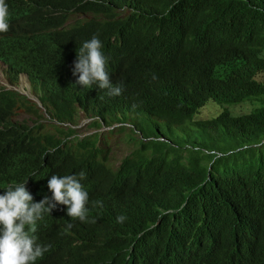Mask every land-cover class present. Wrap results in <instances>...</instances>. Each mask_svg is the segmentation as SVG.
<instances>
[{
  "label": "trees",
  "instance_id": "16d2710c",
  "mask_svg": "<svg viewBox=\"0 0 264 264\" xmlns=\"http://www.w3.org/2000/svg\"><path fill=\"white\" fill-rule=\"evenodd\" d=\"M6 3L0 72L17 86L29 74L42 106L0 89V195L27 180L40 202L52 175L84 171L96 221L57 204L26 226L51 245L30 264H264V0ZM94 35L119 96L71 78ZM209 101L223 111L195 121ZM255 101L250 113L229 110ZM21 108L40 121L17 119ZM42 111L53 131H41ZM80 113L97 130L131 126L138 148L112 168L100 131L77 135Z\"/></svg>",
  "mask_w": 264,
  "mask_h": 264
},
{
  "label": "clouds",
  "instance_id": "9594fccd",
  "mask_svg": "<svg viewBox=\"0 0 264 264\" xmlns=\"http://www.w3.org/2000/svg\"><path fill=\"white\" fill-rule=\"evenodd\" d=\"M8 15L6 0H0V33H7L10 30ZM103 47L102 41L95 35L83 42L75 58L73 57L76 61L70 75L72 80L83 88L91 89L96 86L106 90L108 96H119L123 87L122 84H113L108 70L109 58L103 52ZM24 75L30 81L27 73H23L21 79ZM36 97V103L41 107L42 102L37 95ZM85 178L84 171L63 176L52 175L47 185L52 196L51 198L46 196L40 202H33V196L26 187L27 180L23 183L10 184L5 188V193L0 195V264H30L49 251L51 245L39 243L35 235L28 234L26 226L43 220L46 214L50 215L57 204L67 206V215L73 221L78 219L83 223L96 222L95 219H89L90 197L81 183ZM96 203L97 206H102L101 202ZM125 219V216L120 215L117 217V222L122 223ZM73 226V223H68L65 231Z\"/></svg>",
  "mask_w": 264,
  "mask_h": 264
},
{
  "label": "rangeland",
  "instance_id": "374dc122",
  "mask_svg": "<svg viewBox=\"0 0 264 264\" xmlns=\"http://www.w3.org/2000/svg\"><path fill=\"white\" fill-rule=\"evenodd\" d=\"M84 18V15L81 16ZM78 17H73L71 19V22H74ZM2 63L0 62V65ZM0 87H6V88H12L19 90L22 94L30 96L29 99L37 102V97L32 91L31 83L27 76H23L21 79V83L19 86H13L10 81L5 77L3 72H0ZM214 103L213 101H209L206 107H204L198 115L195 117V121H202L207 120L210 118H213L220 114L223 111V108L217 104H211ZM259 106V102L255 101L253 103H245L242 105H237L230 107L229 110L231 113L235 116H239L242 114L250 113L253 111L256 107ZM42 114L44 115V118H42V130L41 131H53V123L54 121L51 120V118L42 111ZM16 118L19 120H28V123L30 125H35L36 122L40 121L39 117L32 114L28 109L21 108L18 110L16 114ZM118 126H115L114 132H109L113 128H106L102 127L101 129H94L90 126V120L86 119L85 116L80 113L79 115V124L75 127L78 132L77 135L80 138H84L88 135L91 136L96 131H100L101 133V142L100 145L104 148H108L109 152L107 155V158L109 159V164L112 168L117 169L120 166L121 161L130 155L135 149L138 148V139L141 138L140 134L138 132L133 133L131 129H133L131 126L126 125L125 130H118ZM39 131V130H37Z\"/></svg>",
  "mask_w": 264,
  "mask_h": 264
}]
</instances>
